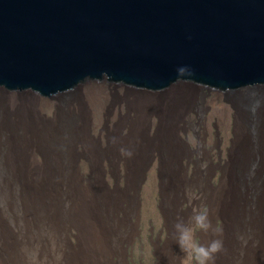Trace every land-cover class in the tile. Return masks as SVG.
<instances>
[{
  "label": "rangeland",
  "instance_id": "rangeland-1",
  "mask_svg": "<svg viewBox=\"0 0 264 264\" xmlns=\"http://www.w3.org/2000/svg\"><path fill=\"white\" fill-rule=\"evenodd\" d=\"M181 91L180 97L186 106L164 110L162 129L158 133L154 131L156 119L153 116L145 118L141 112H134L128 107L130 102H134L130 96L132 93L115 91L108 87L107 81H103L101 89L87 84V90L78 92V98L54 102L35 99L33 95L30 99H24L0 94V100L8 110V119L17 121V134L21 136V141L26 139L27 143V132L37 131L35 136H50L52 142L56 139L55 143H58L52 149L51 161L46 163L40 161L41 155L36 153H33V158L37 162H30L32 151L26 146L24 162L27 164L25 168L30 179L28 182L34 188L39 182V172L43 165L47 171L56 170L57 174L60 173L58 181L47 172L44 177L50 217L54 219L52 217L55 216V221L58 220L54 237L52 234L49 237L46 232L43 235L44 241H39L36 240L38 235L31 230L28 234L32 235L27 234L21 239L17 224L19 222H14L0 199V217H3L4 228L8 230L5 237L15 251L20 252L22 257L19 264H62L64 241L71 248L85 251L86 254L94 250L92 261L96 262L99 259L96 255H102L106 250L109 252L107 264H164L158 260L157 251L169 244L175 264H180L184 254L176 243V233L169 231L167 220L174 215L178 216V220L180 218L187 222L192 208L200 206H207L213 226H219L222 231L218 237L211 230L199 232L198 238L205 244L214 238L221 239L223 250L216 254V259H225V256L228 258L230 241L226 232L228 210L224 205L230 199L236 202L237 216L246 203L249 207L247 212L254 216L259 228L264 230V191L259 192L264 189V163L260 162V153H264V101L244 103L251 110L249 113L245 111L250 126L248 133L244 134L239 114L233 110L226 97L206 94L205 107H195L201 93L193 88ZM231 101L237 103L235 100ZM13 104L16 105L15 109L12 108ZM161 104L164 106V101ZM258 105H261L260 112L253 111ZM67 123L75 124L77 132L51 135L53 129L60 130ZM256 124L261 127V133L258 130L261 143L257 140V130H254ZM134 125L136 128L131 130ZM164 125L167 128L164 129ZM134 137L153 145L146 147L149 153L146 163L136 161L137 157L143 159L144 147L137 148L141 150L137 155H130L132 147L128 152L125 146L129 141L132 143ZM244 140L247 148L242 144ZM66 145H70V149H66ZM245 154L246 164H241ZM139 165L145 167L137 183L136 217L130 219L134 231L124 241L114 242L108 239L107 244L102 241L101 252L97 253V243L90 233V226L79 225L80 229L74 220L65 222L63 213L67 199L72 201L75 216L83 212L88 215L87 212L94 210V213L99 212V217L105 219H114L115 216L123 219L118 206L124 203L130 193L134 172ZM229 176L236 192L228 196L226 187ZM64 187L70 192L68 196L64 194ZM186 192L196 195L198 199L189 202ZM54 205L55 210L52 209ZM214 205H220V208L217 209ZM83 216L85 214L81 219H86ZM88 221L86 220V225H92L87 224L90 223V218ZM263 242L258 237L253 241L252 250L257 252L256 255L264 247ZM1 263L3 264L2 260Z\"/></svg>",
  "mask_w": 264,
  "mask_h": 264
},
{
  "label": "water",
  "instance_id": "water-1",
  "mask_svg": "<svg viewBox=\"0 0 264 264\" xmlns=\"http://www.w3.org/2000/svg\"><path fill=\"white\" fill-rule=\"evenodd\" d=\"M103 81L264 101V0H0V94L54 102Z\"/></svg>",
  "mask_w": 264,
  "mask_h": 264
},
{
  "label": "bare ground",
  "instance_id": "bare-ground-1",
  "mask_svg": "<svg viewBox=\"0 0 264 264\" xmlns=\"http://www.w3.org/2000/svg\"><path fill=\"white\" fill-rule=\"evenodd\" d=\"M181 92H182L181 89L175 90V91H172L170 94L164 96L163 98H160V99L154 100V101H153V95L148 96V95H141V94H131L130 95L131 99H133L134 102H130L128 107L130 109H132V111H134V112H138V111L141 112L143 114V117L149 116V115L153 116V118L156 119L155 120L156 122L154 125V129H155L154 131L155 132L157 131L156 133H158L159 130L162 129V121H163L162 115L165 116L164 115L165 113L162 114V112H165L164 110H167V109L168 110L174 109V108H171L165 101L170 102V101H168V99L179 98ZM11 99H12V97H11ZM1 100H0V199L3 203V207L5 208V211L10 215V217L14 220V222H19L17 224H18V228H20L19 230H20V234H21V239H24L25 235H27L31 230L35 232V235L36 234L38 235L37 236L38 238L36 240H39V241L43 240V235L46 232L49 235V237L51 236V234L54 237V235H56V232H57L56 231V226H57L56 222L58 220L55 221V216L52 217L54 219H51V217H50L51 211L48 209L49 203L47 202V197H46V193H45L46 189H45L44 177H45V174L47 172V174H49V175L52 174V178L54 177V179L56 178L55 180H57L60 177L59 176L60 173L58 172L59 174H57L56 170L47 171V169H45L44 165H43L42 169L39 172L40 173L39 174V182L37 183V186L34 188L32 186V184L30 182H28V180H30V179H28V171L25 168V166L27 164L25 165L24 162L26 161L25 160V158H26V146L27 147L29 146L28 149L32 151V153H31L32 154V156H31L32 160H30V162L31 161H32V163L37 162L33 158L35 156V155H33V153H36V154L41 155L40 161L42 160V162L46 163L47 161L49 162V160L51 161L52 157L50 158V155L52 154V149H53V147H56L58 143L57 144L55 143L56 139L54 140L55 142H52L50 136H47V137H46V135H42V136L40 135L38 137L35 136L36 134H34V133H36L37 131L36 132H33V131L27 132V134H26L27 135V143H26V139L24 141H21V136H18V134H17L18 133L17 121H16V119H14V120L8 119V116H7L8 110L3 105ZM159 100H161V101H159ZM162 101H164V104H165L164 106H162V104H161ZM230 103L232 104L233 110L239 114L240 127L243 130L242 132L244 134L248 133L250 125H248V121H247L248 115L246 116L245 111L249 113V112H251V110H249V107L247 104L242 103V105H241V104H238L234 101H230ZM15 106L13 104V107L12 106L11 107L13 109H15L16 108ZM181 110H183V109H181ZM252 110L260 112L261 105L255 106ZM236 113H235V116L237 117L238 115H236ZM143 117H142V119H143ZM134 126L131 127V130L132 129L134 130L136 128V126L135 127ZM166 126L167 125H164V129L167 128ZM77 128L78 127H76L75 124L67 123V124H65V127H61L60 130L58 128L55 130L53 129V132L51 131L52 132L51 135L53 134L52 136H57V133H61V132H63V133H75V132H77L76 131ZM137 128L139 129V126ZM22 129H21V131H22ZM141 129H143V128H141ZM254 130H257V133L259 130V132L261 133V127L257 126V124L255 125ZM143 131H144V129H143ZM134 133H137V132L134 131ZM139 133H141V132H139ZM258 135H259V137H257V140H259V142H260L262 139H261L259 133H258ZM134 138L135 139L132 141V143H129L130 142L129 141V142H127V144L125 146L127 147L128 152H130V149L132 147V151L129 153L130 155H135V154L137 155V153L141 152V150L137 149V148L144 147L142 150L143 159H139L137 157L136 161L140 160V162L146 163L148 160V157H149L148 156L149 153H147L148 152L147 148L149 145H150L149 148L152 147L153 145H151L152 144L151 142H146V141L144 142V141H142V139H140V140L136 139L137 137H134ZM242 144H243L244 148L247 145L245 140L243 141ZM66 146H67L66 149H70L69 148L70 145H66ZM155 147H156V145H155ZM257 147L260 148L259 145ZM27 152H30V151H27ZM243 152L245 153V150ZM246 155L247 154L243 155V157H242L243 163H241V164H246V160H247ZM260 157H261L260 162L264 163V153H260ZM55 159L56 158H54V160ZM234 159L236 160V158H234ZM28 160H29V158H28ZM42 162H39V163L42 164ZM262 163H260V164H262ZM243 166H245V165H243ZM144 167L145 166H143V165H139L135 169L134 176H133L134 181L132 182L131 188H130L131 191L127 195V197L125 198L124 203L119 204V206H118V212H120L123 215V219L122 218L118 219L116 216L114 219H108V218L105 219L104 217L103 218L99 217L100 216L99 212L94 213L93 212L94 210L90 211L89 213L87 212L88 215H86V212H83V214L79 213L80 215L77 214L75 216L73 209H72V207H73L72 201L70 198L67 199L66 207H65L64 213H63L64 218H65V222H69V221L74 220L77 223L78 227H79V225H80V227H83L84 225L86 227L90 226V231H91L90 233L94 237V241L97 243V246H96L97 253L101 252L100 248H101L102 241L105 244H107L108 239H110L114 242H116V241L120 242L122 240L123 241L127 240V238L131 237L134 229H132L133 227H132V222L130 219L133 217H136L137 183H138V180L142 176V172L144 170ZM246 177H248V176H246ZM241 178H243V176ZM167 179L168 178H166V181H168ZM228 179H229L228 180L229 182H228V185L226 187L227 188L226 192H227V195L229 196V194L231 195L232 193H235L236 190L232 187L230 176L228 177ZM35 184L36 183H34V185ZM171 187H172V185H171ZM64 188H65L64 194H65V196H68L70 192L67 190L66 187H64ZM263 191H264V189H262V191L260 190L259 192L261 193ZM65 198H67V197H65ZM54 201L55 200H53V202ZM214 206L217 209L220 208V205H217V206L214 205ZM224 206H225V209L228 210V214L226 215V217H227L226 232H227V237L230 241L229 248H228V258L226 256H225V259L217 260L215 258V264H264V247L259 251L258 255H256L257 252H253V250H252V243L254 240L257 239V237L263 239V241H264V230L259 228L258 221H256L253 218L254 216L253 217H252V215L250 216L249 215L250 213L247 212V210H249V207L247 206V204L244 203L243 207H241V213L239 216H237V213H236L238 210L236 202H233L230 199V201H227ZM52 209L55 210V205L52 207ZM107 210H109V209H107ZM113 210H114V208H113ZM230 210H231V212H230ZM84 214H85L86 219H81L82 215H84ZM105 214H104V216L106 217L107 214L106 215ZM87 216H89V217L87 218ZM177 217L178 216L173 215L170 217L169 220H167L168 226L170 227L169 231L172 234L176 233L175 229H174V225L178 221ZM2 218L3 217H0V259L3 261V264H19L20 258L22 256L20 257V252L18 253L17 251H15V249L9 243V241L6 240L7 237H5V236L7 235L6 231H8V230H5V228H4L5 222ZM89 218H90V223H87V224H92V225H86V220H87V222H89L88 221ZM62 219H63V217H62ZM79 219H81L80 222H78ZM179 220H180V218H179ZM90 233L88 232L85 234L89 235ZM30 234H28V235H30ZM83 236L84 235H82L81 238H83ZM11 239L13 240V238H11ZM29 239H30V237H29ZM30 240H32V239H30ZM84 240H86L85 237H84ZM62 244H63L62 264H94V263H96V264H107L108 263L109 252L107 253L106 250L103 251L102 255H96L97 259L99 258L96 262V260L92 261V259H93L92 254H93L94 250L92 252L86 254V253H84L85 251L80 252L79 250L71 248L69 246V244L66 243L65 241ZM20 246H22V245H20ZM94 247H93V249H94ZM91 248H92V246H91ZM157 258L160 262H162L164 264H175V261H174V258L172 256V252H171V248H170L169 244H165L162 249L157 251ZM23 262H24V260H23Z\"/></svg>",
  "mask_w": 264,
  "mask_h": 264
},
{
  "label": "clouds",
  "instance_id": "clouds-1",
  "mask_svg": "<svg viewBox=\"0 0 264 264\" xmlns=\"http://www.w3.org/2000/svg\"><path fill=\"white\" fill-rule=\"evenodd\" d=\"M189 71L183 66L177 69L178 75L186 74ZM186 196L189 202L198 199L196 195L190 192H186ZM174 229L176 243L184 254L180 264H215L216 254L223 250V241L214 238L205 244L201 243L198 238L199 232L211 230L218 237L222 231L219 226H213L207 206L193 207L187 222L183 219L178 220Z\"/></svg>",
  "mask_w": 264,
  "mask_h": 264
}]
</instances>
